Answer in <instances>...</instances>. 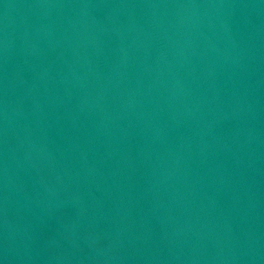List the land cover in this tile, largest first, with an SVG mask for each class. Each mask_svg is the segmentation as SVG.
Masks as SVG:
<instances>
[{
  "label": "water",
  "instance_id": "water-1",
  "mask_svg": "<svg viewBox=\"0 0 264 264\" xmlns=\"http://www.w3.org/2000/svg\"><path fill=\"white\" fill-rule=\"evenodd\" d=\"M0 264H264V0H0Z\"/></svg>",
  "mask_w": 264,
  "mask_h": 264
}]
</instances>
